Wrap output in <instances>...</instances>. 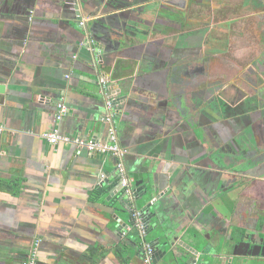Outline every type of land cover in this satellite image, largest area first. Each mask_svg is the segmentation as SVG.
<instances>
[{"label": "crops", "instance_id": "0c3cea01", "mask_svg": "<svg viewBox=\"0 0 264 264\" xmlns=\"http://www.w3.org/2000/svg\"><path fill=\"white\" fill-rule=\"evenodd\" d=\"M109 4L103 3L94 17L118 9ZM90 7L86 9L89 14L82 12V19L93 17ZM40 10L46 20L61 19L62 11L52 4L46 3ZM159 12L165 17L158 16L162 19L159 23H151L152 14L139 15L143 44L136 39L139 30L129 29L131 41L125 57H141L135 75L136 92L132 106L121 108L113 122L120 145L129 149L125 157L128 172L144 177L145 154L150 155L158 165V180L162 187L171 186V195L183 198L186 186L193 191L188 199L191 202H173L167 212L170 223L183 218L190 227L191 234L176 235H180L179 241L214 248L227 241L235 254L253 255L250 249L254 244L248 246L251 239L235 235L232 227L242 229L248 224L253 218L250 207L263 209L264 176L257 178L260 187L238 189L233 181L212 184L219 176L211 171L219 163H230L225 177L240 175V179L243 173L238 170L250 169L242 165L244 152L253 151L249 158L264 153L257 132H264V81L258 79L257 86L249 90L243 79L229 76L233 70L226 79L217 74L209 76L205 71L208 63L193 58L200 43L190 37L189 21L179 18L178 25L175 14L159 9L155 14ZM3 18L0 83L5 86L0 93V121L5 130L0 132V264H22L37 239L42 240L39 264H126L120 248L126 236L115 230L118 222L109 209L123 193L116 178L114 155L92 153L74 142L53 144L43 135L56 123L57 104L63 101L69 108L59 124L63 134L108 141L109 125L102 119L105 99L96 93L100 87L94 84L100 77L84 63L89 53L73 41L65 42L69 49L59 50L60 44L43 39V33L13 64L10 42L21 26L14 19L6 27ZM91 24L87 18L85 26L80 21L74 25L90 37ZM48 26V22L41 24L42 29ZM64 26L75 41L81 37L76 28ZM155 38L163 41L156 43ZM201 46L203 52L214 45L205 37ZM63 53L73 56L70 64ZM125 73L126 66L117 74ZM244 132L249 133L247 138H243ZM188 172H192L190 178L181 189L180 181ZM119 214L126 221V213ZM258 218L262 219L259 214ZM228 236L233 238L227 240Z\"/></svg>", "mask_w": 264, "mask_h": 264}, {"label": "water", "instance_id": "95a60500", "mask_svg": "<svg viewBox=\"0 0 264 264\" xmlns=\"http://www.w3.org/2000/svg\"><path fill=\"white\" fill-rule=\"evenodd\" d=\"M110 1L111 0H13L10 2L9 10L5 12L0 10V23L1 19L4 17L2 21L6 27L10 24L8 22L14 19H16L15 21L21 26L19 27L20 31L16 39L10 42L13 45L11 48L14 47L10 52L11 57L13 55V58L11 59L13 64L26 54L25 49H28L34 38H37V36H43V33H46L43 39L55 41L57 44H60L59 46L57 45L59 50L60 48H62L61 50L69 49L65 45V42L68 41H73L77 45L83 46V48L89 53V57L84 60V63L89 65L90 68H92V71L100 77L95 79L94 84H97L100 87V90L96 93L99 95L103 94L102 96H104L103 98L105 99L104 107L106 111L102 115L103 121L105 114L108 111L107 101L111 103L114 117L119 114L121 108L126 107L127 110V106H132V98L135 97L134 95L137 84L135 75L139 72L138 62L141 59L140 55L133 57L134 60L129 58L126 59L125 57L126 48L130 45L131 41V37L128 36L129 29L133 28L139 30V24L142 23V20L139 21V18L126 17V13H130L132 9L122 11V8H126L125 4L118 7V9H114L115 11H111L112 13L106 14V12H102L101 15L94 17L98 13L97 10H100L101 5L106 2L108 4ZM119 1L126 2V0ZM17 2H20L19 5H22L24 10L14 9ZM46 3L52 4L55 8H59L62 11L60 12L61 19L55 20L57 18H51L46 20L40 15V8ZM89 5L94 9L90 14H94L92 15L93 17L86 16L88 19H91L92 22V24L89 25L91 36L87 37L85 30L83 28L79 29L75 27L74 24L78 25L79 21L82 20V12L89 14L87 13L88 8L90 7ZM119 9L121 12L117 11ZM9 16L14 18L9 19ZM43 22H48L49 26L47 29L41 28ZM65 24L71 29L76 28V30L81 33V37L75 41L71 36V31L64 26ZM139 32L136 33V39L141 40L142 32ZM141 41L143 44V40ZM64 55L66 56V61L70 64L73 56L67 53ZM124 66H126V73L118 75V71L123 69ZM115 67L117 70L111 72V68L114 69ZM5 68L1 69L4 71L3 73H7ZM4 86V83L1 82L0 93L4 92ZM68 113L65 116H67ZM167 116L168 114H165V117ZM64 117L61 120L56 121L55 115L56 123H54L51 129L56 126L60 128L59 124ZM167 121L171 122L170 119ZM168 125L169 124H167V126ZM90 127H92V125H90ZM125 149H127V152L125 153L126 157L129 153V149L127 147ZM114 157L116 161V178L121 185L123 193L121 197L117 198V204L109 206V209L111 208L113 218L118 222L115 230L121 232L131 231L132 237L128 240L129 247L136 248L140 246L142 254L144 250L143 245L146 242L150 243L153 247H157L158 249L153 255L154 264H264V254L262 253V249H264V228L262 223L264 221H262V219L258 218L253 222L254 229L250 232L252 238L249 241L248 246L251 247V245L254 244L255 247L259 249V252L250 256H239L235 254L234 251H231V246L227 241H224L218 248L210 247L208 245L206 247H201L202 245L200 242L201 246L199 245L198 247L188 244L184 240L179 241L180 235H176L178 233L191 234V232H189L190 227L185 224L183 218L170 223L167 218V212L173 202L174 204H178L181 201L191 202L188 199L190 198V195L192 196L193 191L187 189L188 186L185 184L186 181L188 182L187 179L190 178L192 172H188L186 177L180 181L181 189L184 185L187 188L182 189L183 198H177L176 196L171 195V186L162 187L158 180V165L156 164V159L145 154L144 163L146 165L144 167L146 169L142 170L144 177L138 178L130 175L132 194L129 196L118 178V158L115 155ZM172 161L174 164L177 163L175 157L172 158ZM101 180L100 183L103 185V177ZM101 189H103V187L100 188V190ZM119 211L126 213V221H122ZM259 215L261 218L264 217V214ZM138 219L142 221L144 229L146 228V232L142 233L137 227H135ZM149 233H154L157 237L148 241L146 237ZM162 235L169 238L168 241L163 244L164 246H169V249L163 250L160 248L159 239ZM196 237L197 234L195 235V238ZM232 238L233 237L230 238L228 236L227 240ZM196 239L199 240L198 237ZM122 246L126 256V240Z\"/></svg>", "mask_w": 264, "mask_h": 264}, {"label": "flooded vegetation", "instance_id": "af4514ba", "mask_svg": "<svg viewBox=\"0 0 264 264\" xmlns=\"http://www.w3.org/2000/svg\"><path fill=\"white\" fill-rule=\"evenodd\" d=\"M12 1L13 0H0V10L3 12L9 10L10 2ZM230 1L231 0H126V2H121L119 0H112L108 6L115 8L126 4V10L132 9L130 13H126L127 18H139V15L142 13L152 14L150 17V19H152L151 23H155L157 20L159 23L165 18L160 15V12L157 15L155 14L157 9L164 13L168 12L175 14L176 17H178V25L180 23L179 18L188 17L186 19L189 21V33H193V35L196 33L200 34V38L197 39L199 40L200 46L195 49L196 52L193 55V58L201 60L199 62H203L204 64L208 63L207 69L205 70L207 74L211 77H214L217 74L224 77V79L229 76H236L237 79H243L249 90H253L257 86L256 83L258 79H260V83H263L264 81V0H256L258 3L261 2V6L258 7L257 5L255 8L256 10L247 9V12H243L244 7L247 8V0H242L240 6L236 8L232 6ZM19 4L20 2H17L14 9L24 10V7ZM236 10L239 11L237 12ZM230 14H233L234 16L231 26L226 23V21L230 19ZM158 16L162 19L160 20ZM259 20L263 22L261 25ZM213 23H216V25ZM140 27L142 28V30L141 28L140 30L144 31L143 25ZM180 27L182 28L181 24ZM212 31H214L215 34H218H211ZM205 37L207 38V41L214 46L210 49H205L202 52L201 42L203 43ZM162 41L163 39L161 38H155L156 43H161ZM254 46L255 49L252 51ZM245 48L251 49V51H246ZM217 64L219 65V68H221V71H218L219 68H215ZM231 70H233V74L229 75ZM198 84L199 82L196 80L195 85ZM257 132L259 133V148L263 150L264 141L260 142V136L261 133L264 132H262V130H258ZM248 134L249 133L246 134V132H244L242 135L243 138H247ZM244 154L246 158L243 159L242 165L248 166L250 169L248 170L242 167V169L238 171L247 174L245 177L243 174L240 179V175H234L233 177L228 175L225 177V171L229 169L228 166L230 163L224 161L225 163H219V165L214 167L213 171H211L212 175L217 172V176H219L212 180V184H215L218 181L228 184L229 181H233L238 189H246L251 186L260 187L261 184L257 183V178L264 176V153L250 158L249 155L254 154L252 150H248L247 153L244 152ZM250 173L252 177L251 179H248V175L251 176ZM249 201L252 202V199H249ZM237 203V205H239V201ZM241 205L244 204L242 203ZM250 209L253 210L251 211L253 218L251 220L248 219V225L245 224L242 229L240 226H236L235 228L232 227V233L235 235L238 234L240 238L249 237L251 239L250 232L254 229L253 222L256 221V216H258V214H264V207L263 209L259 208L254 210L255 207L252 206ZM262 221H264V217L262 218ZM262 226L264 228V222L262 223ZM144 232H146V228L144 229ZM149 234L154 236V233ZM123 235L126 236V264H142L143 254L141 253V247L139 246L133 249L128 245V240L132 237L131 231H124ZM159 241L161 249H169V246L163 245L168 241V238L161 237ZM41 243L42 240L37 239L31 247V249L37 248L34 264H39L38 247ZM153 249L154 252H156L158 248L153 247ZM250 252L256 253L259 252V249L253 245ZM30 254L28 253L23 258L22 264H29Z\"/></svg>", "mask_w": 264, "mask_h": 264}, {"label": "built area", "instance_id": "2783aa9c", "mask_svg": "<svg viewBox=\"0 0 264 264\" xmlns=\"http://www.w3.org/2000/svg\"><path fill=\"white\" fill-rule=\"evenodd\" d=\"M86 18L82 19L80 21V24L82 26H85L86 24ZM107 113L104 117V122L109 125V133H108V141L107 142H101L100 140L91 137V138H74L70 135L63 134L60 131V128L58 126L54 127L53 129L45 132L43 135L48 138V140L56 144L58 142H66L71 143L74 142L77 144V146L81 148H86L89 152H102V153H110L115 155L118 158L117 162V174L118 178L122 184V186L125 188L126 193L130 196L132 194V182L130 178V174L128 172L127 166L125 164V153L127 152V149L122 147L118 141L117 136V130L114 125V114L111 109V103L107 101ZM69 111L68 106L63 102H59L57 104V112H56V121L61 120ZM5 130V125L3 122L0 121V132H3ZM142 233H144V226L140 219L137 220L135 225ZM143 256H142V264H154L153 262V255H154V249L153 246L146 242L143 245ZM36 253L37 248L32 249V252L30 254V260L29 264H34L36 260Z\"/></svg>", "mask_w": 264, "mask_h": 264}, {"label": "rangeland", "instance_id": "374dc122", "mask_svg": "<svg viewBox=\"0 0 264 264\" xmlns=\"http://www.w3.org/2000/svg\"><path fill=\"white\" fill-rule=\"evenodd\" d=\"M241 2H242V0H231V1H230V3L232 4V6H234V8L239 7L240 4H241ZM260 3H261V2L258 3L256 0H247V8L244 7L243 12H247V9H249V10H253V9L256 8L257 5H258V7H260V6H261ZM234 8H233V9H234ZM233 9H232V10H233ZM255 10H256V9H255ZM236 11L238 12L239 10H236ZM189 17H190V16H189ZM231 17H232V18H231ZM233 17H234L233 14H230V19H231V20L229 19V20L226 21V23H228V25H230V26L232 25ZM186 18H188V17H186ZM186 18H185V19H186ZM186 20H187V19H186ZM259 23H260V25H261V23H263V22L259 20ZM213 24L216 25V23H213ZM211 34L216 35V34H218V33L215 34V32L212 31ZM190 37H191V38L194 37L195 39H199V38H200V34L196 33L195 35H193V33H191ZM151 238H152V235H151V234H149V235L146 237V239H147L148 241H151ZM158 264H161V263H158Z\"/></svg>", "mask_w": 264, "mask_h": 264}, {"label": "trees", "instance_id": "16d2710c", "mask_svg": "<svg viewBox=\"0 0 264 264\" xmlns=\"http://www.w3.org/2000/svg\"><path fill=\"white\" fill-rule=\"evenodd\" d=\"M123 247V246H122ZM122 247H120L121 248V251L123 252V254L125 255V253H124V250H123V248ZM125 260H126V257L124 258Z\"/></svg>", "mask_w": 264, "mask_h": 264}]
</instances>
